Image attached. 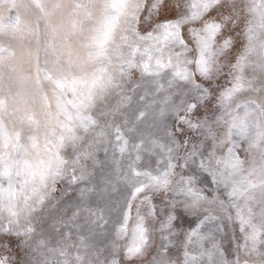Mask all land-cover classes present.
<instances>
[{"label": "snow or ice", "instance_id": "6c2138e0", "mask_svg": "<svg viewBox=\"0 0 264 264\" xmlns=\"http://www.w3.org/2000/svg\"><path fill=\"white\" fill-rule=\"evenodd\" d=\"M0 264H264V0H0Z\"/></svg>", "mask_w": 264, "mask_h": 264}]
</instances>
